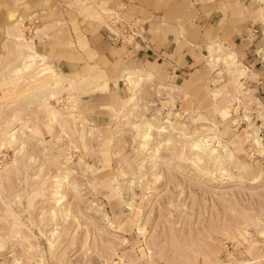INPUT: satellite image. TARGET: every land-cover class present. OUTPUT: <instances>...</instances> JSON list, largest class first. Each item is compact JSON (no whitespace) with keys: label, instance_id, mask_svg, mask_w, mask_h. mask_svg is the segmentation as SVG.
Here are the masks:
<instances>
[{"label":"rangeland","instance_id":"374dc122","mask_svg":"<svg viewBox=\"0 0 264 264\" xmlns=\"http://www.w3.org/2000/svg\"><path fill=\"white\" fill-rule=\"evenodd\" d=\"M247 4L249 39L209 51L213 76L188 111L129 57L117 73L102 62L97 31L133 50L132 0H0V264H254L264 0Z\"/></svg>","mask_w":264,"mask_h":264},{"label":"crops","instance_id":"0c3cea01","mask_svg":"<svg viewBox=\"0 0 264 264\" xmlns=\"http://www.w3.org/2000/svg\"><path fill=\"white\" fill-rule=\"evenodd\" d=\"M247 5V0H132L127 17L132 23L140 21L141 30L133 50L115 45L114 38L110 40L102 31L95 33L93 41L110 72L120 71L117 65L129 57L131 71L169 85L182 100L180 107L189 111L202 102L198 97L213 76L209 51H232L240 41L249 39L254 24L245 13ZM227 57L226 63L236 62L234 53ZM237 72L246 74L239 67ZM129 76L135 77L128 71L122 74L124 80ZM99 85L108 87L109 83L101 81ZM263 253H253L254 264H264Z\"/></svg>","mask_w":264,"mask_h":264},{"label":"bare ground","instance_id":"6f19581e","mask_svg":"<svg viewBox=\"0 0 264 264\" xmlns=\"http://www.w3.org/2000/svg\"><path fill=\"white\" fill-rule=\"evenodd\" d=\"M35 54V53H34ZM26 59V61H25V65H24V67L25 68H31L33 65H35V63L38 61L37 59H39V57L38 56H35V55H32V54H30L28 57H26L25 58ZM45 60L44 59H42V58H40V63H43ZM39 63V64H40ZM40 67V66H39ZM49 69V68H48ZM48 69H46V67H45V65H43V67L41 68V69H39L40 71H39V74H41V76L40 77H42L43 78V80H45L46 79V77H47V74H49L48 72ZM58 77H60V76H58ZM45 78V79H44ZM55 78V77H54ZM129 78H131L130 76H129ZM128 79V78H127ZM140 79V78H139ZM38 91V90H37ZM199 146V145H198Z\"/></svg>","mask_w":264,"mask_h":264},{"label":"built area","instance_id":"2783aa9c","mask_svg":"<svg viewBox=\"0 0 264 264\" xmlns=\"http://www.w3.org/2000/svg\"><path fill=\"white\" fill-rule=\"evenodd\" d=\"M114 43L120 42L119 39L117 37L114 38L113 40Z\"/></svg>","mask_w":264,"mask_h":264}]
</instances>
